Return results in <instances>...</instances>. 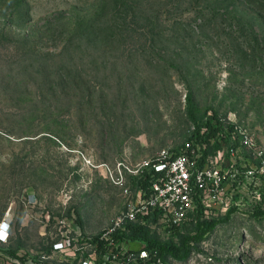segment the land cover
<instances>
[{"label":"rangeland","instance_id":"rangeland-1","mask_svg":"<svg viewBox=\"0 0 264 264\" xmlns=\"http://www.w3.org/2000/svg\"><path fill=\"white\" fill-rule=\"evenodd\" d=\"M203 2L134 0L129 15L147 19L136 18L143 32L130 39L116 36L123 8L113 0H0V225H9L0 264L50 255L59 229L55 220L43 229L34 213L74 220L83 241L111 227L125 199L91 165L180 149L196 133L189 110L200 124L234 116L264 147V21L254 9L264 13V0H235L231 14L201 23L192 12ZM223 193L227 211L212 205L160 226L161 241H177V230L214 223L199 250L171 264H264V176ZM123 236L110 264H127ZM80 246L46 264H78L96 249Z\"/></svg>","mask_w":264,"mask_h":264},{"label":"built area","instance_id":"built-area-1","mask_svg":"<svg viewBox=\"0 0 264 264\" xmlns=\"http://www.w3.org/2000/svg\"><path fill=\"white\" fill-rule=\"evenodd\" d=\"M233 118L206 117L205 122L219 126L208 142L191 136L178 150L165 148L135 163L120 160L112 166L106 163L91 165L122 190L124 211L111 227L88 241H83L74 220L71 224L64 218L53 219L48 212L39 217L32 214L43 229L50 228L53 220V228L59 229V238L52 243L50 255L41 257L38 264H46L52 254L66 255L78 242L82 245L77 249L79 251L86 246L96 248L78 264H110L119 258L117 251L131 225L147 227L159 234L160 226L164 229L179 226L194 219L201 208L219 205L223 212L227 211L219 204L227 184L244 189L264 176V147L250 130ZM205 131L206 128H201L200 133ZM27 204L36 208L37 197L29 194ZM8 228V223H1L0 232L4 238ZM128 244L129 241L123 256L127 264H147L154 258L143 247L130 252ZM99 245L105 250L100 255L96 254Z\"/></svg>","mask_w":264,"mask_h":264},{"label":"trees","instance_id":"trees-1","mask_svg":"<svg viewBox=\"0 0 264 264\" xmlns=\"http://www.w3.org/2000/svg\"><path fill=\"white\" fill-rule=\"evenodd\" d=\"M234 3L235 0H229ZM113 4L116 9L123 8L122 11L115 14L114 17V27L119 30V33L116 36H122L124 38H134V36L141 35L143 32L142 29L133 28V23H138L134 15H129L130 9L134 7V0H113ZM232 4L229 3L224 4L221 3L220 0H204L203 6H199L193 9L194 16L200 18L201 23L212 22L215 18H222L227 14H231L232 12ZM132 6V7H131ZM246 6V5H245ZM247 8V7H245ZM257 10L255 12L256 17L258 19H262L264 21V13L259 10V8H254ZM152 18V17H151ZM138 20L147 19V18H137ZM157 17L154 18V21H157ZM240 27V22L237 21ZM141 30V31H140ZM241 30V29H240ZM95 36V35H94ZM102 36L100 33L97 34L94 38L95 40ZM191 96V95H190ZM188 96L189 100L191 99ZM191 101V100H190ZM189 117L193 120L194 126L196 125V135L202 141L208 142V140L215 136L219 126L218 123L213 122H203L200 124L197 118L192 114V110H189ZM214 119H217V116H213ZM201 128H206L204 133H200ZM192 135V136H193ZM210 151V150H209ZM195 221V220H194ZM214 223L207 224L204 228L203 225L197 226L196 229L189 232V234L183 233V231L177 230L173 233V236H176L178 239L174 241L170 238L167 241H161L159 234L156 232H151L147 227L131 225L129 226L127 237L130 238L128 248L130 252H134L140 247L145 248L150 252V255H154L152 261L147 264H171L173 262H183L189 258L191 253L194 250H199V243L203 238L204 234L208 231L213 230ZM139 243L140 246H137ZM6 254L14 259H18L16 253L12 250L6 252Z\"/></svg>","mask_w":264,"mask_h":264}]
</instances>
